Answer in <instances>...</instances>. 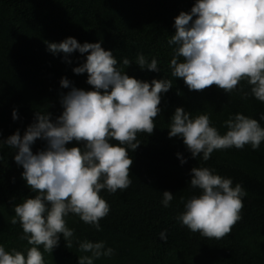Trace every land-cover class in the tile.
Masks as SVG:
<instances>
[{
	"label": "trees",
	"instance_id": "trees-1",
	"mask_svg": "<svg viewBox=\"0 0 264 264\" xmlns=\"http://www.w3.org/2000/svg\"><path fill=\"white\" fill-rule=\"evenodd\" d=\"M194 4L195 0H0V140L18 129L23 135L36 112L58 117L63 111L60 94L70 91L61 88L62 78L78 89L92 90L86 83L87 73L76 75L72 71L85 62L87 54L74 52L68 57L69 64L62 53L51 54L45 42L59 43L68 37L81 44L102 41L101 46L112 51L129 77L149 83L153 79L172 80V88L158 105L161 111L154 118L153 133H138L141 145L135 152L128 150L133 159L131 185L115 194L100 193L110 205L109 214L100 221L102 231L76 215L66 218L76 239L102 240L115 250L111 258L101 257L94 264H264V142L256 151L250 145L243 150H216L205 162L192 159L182 139L168 136L177 107L192 116L207 113L221 134L227 131L224 121L237 113L256 119L264 127V120H260L264 103L254 97L245 100L242 92L226 94L216 85L190 91L182 78L171 76L173 51L168 39L175 34L174 20L180 12H190ZM138 53L149 61L156 58L160 72L141 70L135 63ZM124 58L132 62L128 67L122 64ZM240 87L248 91L243 82ZM14 109L19 115L16 121L12 119ZM74 146L80 145H67ZM44 148V142L37 140L32 151L35 154ZM177 153L187 163L181 165ZM14 154V149L0 148V245L24 251L30 245L21 239L20 225L10 220L14 207L35 193L22 179L23 168L15 163ZM193 167L214 169L247 192L242 218L221 239L193 233L176 219L184 210L182 198L199 194L188 186ZM163 191L174 195L170 207L161 204ZM162 231L166 241L160 238ZM81 255L85 253L78 250L75 240L72 247H66L63 238L52 253H43L45 264H78Z\"/></svg>",
	"mask_w": 264,
	"mask_h": 264
},
{
	"label": "clouds",
	"instance_id": "clouds-1",
	"mask_svg": "<svg viewBox=\"0 0 264 264\" xmlns=\"http://www.w3.org/2000/svg\"><path fill=\"white\" fill-rule=\"evenodd\" d=\"M173 27L175 34L168 39L173 78H182L190 91L216 85L226 94L239 91L242 99L251 96L264 103V0H195L190 12H180L175 18ZM45 43L51 54L62 53L69 64L68 57L74 52L87 54L85 62L72 71L87 73L86 83L92 90L78 89L62 78L61 88L70 89L60 94L62 113L53 119L49 112H36L23 135L18 129L0 140V148L15 150L13 159L23 168L22 179L35 193L14 207L10 220L20 225L21 239L30 247L18 251L0 245V264H45L43 253H52L61 238L66 247H72L75 240L78 250L85 253L78 257V264H94L101 257L111 258L115 250L102 240L76 239L66 218L76 215L102 231L100 221L109 214L110 205L100 193L115 194L131 185L133 159L128 150L135 152L141 145L138 133H153L154 118L161 111L158 105L172 88V80L149 83L129 77L112 51L101 46L102 41L81 44L68 37ZM130 63L127 58L122 60L125 67ZM135 63L141 70L160 72L154 57L149 61L138 53ZM242 82L248 91L238 88ZM12 119H19L18 110L12 111ZM223 127L227 131L221 134L207 113L192 116L177 107L168 136L182 139L191 158L205 162L216 150H243L250 145L256 151L264 142V127L244 114L230 115ZM37 140L45 148L34 154L32 146ZM72 142L80 146L67 147ZM177 158L181 165L187 163L180 153ZM190 176L188 186L199 194L182 198L184 210L176 217L178 223L206 238H223L242 218L246 190L207 167H193ZM173 199L170 191L162 192L163 207H170ZM160 238L166 241V232Z\"/></svg>",
	"mask_w": 264,
	"mask_h": 264
}]
</instances>
